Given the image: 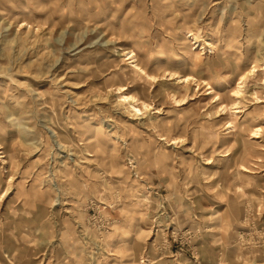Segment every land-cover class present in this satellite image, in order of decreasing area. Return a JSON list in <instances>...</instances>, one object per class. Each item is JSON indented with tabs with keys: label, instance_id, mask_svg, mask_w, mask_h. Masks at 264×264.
Here are the masks:
<instances>
[{
	"label": "rangeland",
	"instance_id": "1",
	"mask_svg": "<svg viewBox=\"0 0 264 264\" xmlns=\"http://www.w3.org/2000/svg\"><path fill=\"white\" fill-rule=\"evenodd\" d=\"M0 145V264H264V0H0Z\"/></svg>",
	"mask_w": 264,
	"mask_h": 264
},
{
	"label": "bare ground",
	"instance_id": "2",
	"mask_svg": "<svg viewBox=\"0 0 264 264\" xmlns=\"http://www.w3.org/2000/svg\"><path fill=\"white\" fill-rule=\"evenodd\" d=\"M27 25H29V23H27ZM124 54L129 55V58L128 59H131L132 60L131 63L133 65V67L136 70H138V72L140 71L141 74L143 73L147 77V79H150L153 82H156V81L159 80V78H158L159 77V74L149 73L147 71V69L144 68L141 65L140 60H139V56L135 52V50H124L123 51V55ZM197 64H198V62L197 63H193V65H197ZM256 69H257V66L256 65H253L252 68L249 70V73L255 72ZM110 71H112V70H110ZM249 73L247 72V74L246 73L245 74H242V76L240 77L239 82L237 83V87L235 88V90L233 92L234 93L233 96L235 97L234 100H233V103L232 104H225V102H221L218 105L219 108H220L219 110L231 111V113H233V114L241 112L239 110V108H240L239 105L242 103L241 98L245 94L244 93L245 92V89L244 88H245V84L247 82V77L249 76L248 75ZM165 74H168L169 76H171V78L176 79L178 81L177 83L179 85H184V87H185L186 95L181 96L180 98L179 97L175 98V96L177 94H173V97H174L175 101L178 103V105L184 104L185 102H183V100H185L186 97H189V95H191V96L194 95L192 93V87H191L192 81H195L193 76L187 75V74H182V73H179V72H174V71L165 72ZM201 85L202 84L200 83V81L197 80V86L200 88ZM127 90H128V87H126V86H121L119 88V92H118L119 93L118 102L121 105H124L127 108V110L130 113H132L133 115H135V116H143V115H145L146 112H148L152 108V105L150 103H148L147 101H144L141 98H137L133 94L126 92ZM212 91L213 90L208 91V92H206V94H210V93H212ZM191 99H193V97H191ZM215 101H217V100H215ZM154 109H156L155 113H161V111H160L161 108L156 107ZM227 127H231V126L228 125ZM49 131H51L53 133V136H55L57 138V141L58 142L63 143L62 140H61V138H60V135L57 133V131L55 129L49 128ZM261 131H262V127L261 126H259V125L258 126H255V129L253 130V136H252V138H259L260 137L259 134H260ZM166 139H168V138L167 137H162V140H166ZM176 142H178V138H174V141L172 143H176ZM0 153L2 154L1 157H5L6 158V155L7 154H6V151L5 150L1 151ZM241 170H243L245 172H250V170L245 165H243V164H242ZM1 197H2V195H1Z\"/></svg>",
	"mask_w": 264,
	"mask_h": 264
}]
</instances>
